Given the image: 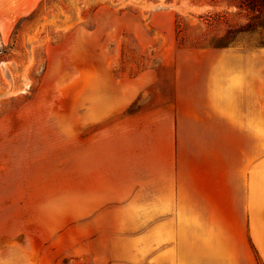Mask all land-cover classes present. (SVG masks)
<instances>
[{
	"label": "rangeland",
	"instance_id": "obj_1",
	"mask_svg": "<svg viewBox=\"0 0 264 264\" xmlns=\"http://www.w3.org/2000/svg\"><path fill=\"white\" fill-rule=\"evenodd\" d=\"M228 0H0V264H156L140 128L244 21ZM264 137V127L259 128ZM144 211V210H143Z\"/></svg>",
	"mask_w": 264,
	"mask_h": 264
},
{
	"label": "crops",
	"instance_id": "obj_2",
	"mask_svg": "<svg viewBox=\"0 0 264 264\" xmlns=\"http://www.w3.org/2000/svg\"><path fill=\"white\" fill-rule=\"evenodd\" d=\"M197 63L140 128L145 241L156 264H264L259 58Z\"/></svg>",
	"mask_w": 264,
	"mask_h": 264
},
{
	"label": "trees",
	"instance_id": "obj_3",
	"mask_svg": "<svg viewBox=\"0 0 264 264\" xmlns=\"http://www.w3.org/2000/svg\"><path fill=\"white\" fill-rule=\"evenodd\" d=\"M238 10L244 23L236 29H227L212 49H225L243 45L264 48V0H228Z\"/></svg>",
	"mask_w": 264,
	"mask_h": 264
}]
</instances>
